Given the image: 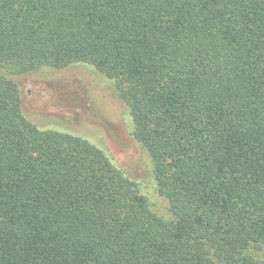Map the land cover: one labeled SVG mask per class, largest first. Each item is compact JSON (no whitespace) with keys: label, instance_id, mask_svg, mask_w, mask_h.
I'll use <instances>...</instances> for the list:
<instances>
[{"label":"trees","instance_id":"trees-1","mask_svg":"<svg viewBox=\"0 0 264 264\" xmlns=\"http://www.w3.org/2000/svg\"><path fill=\"white\" fill-rule=\"evenodd\" d=\"M74 64L115 83L171 219L26 118L16 78ZM0 264H264V0H0Z\"/></svg>","mask_w":264,"mask_h":264},{"label":"rangeland","instance_id":"rangeland-1","mask_svg":"<svg viewBox=\"0 0 264 264\" xmlns=\"http://www.w3.org/2000/svg\"><path fill=\"white\" fill-rule=\"evenodd\" d=\"M26 118L41 130L82 137L102 149L139 185L151 209L171 219L169 201L158 192L153 162L133 136L130 111L115 83L95 68L74 64L16 78Z\"/></svg>","mask_w":264,"mask_h":264}]
</instances>
